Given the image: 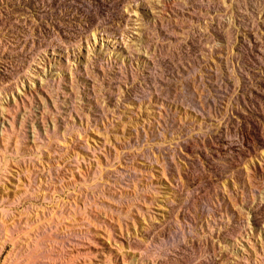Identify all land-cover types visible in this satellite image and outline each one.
Instances as JSON below:
<instances>
[{
  "label": "rangeland",
  "instance_id": "rangeland-1",
  "mask_svg": "<svg viewBox=\"0 0 264 264\" xmlns=\"http://www.w3.org/2000/svg\"><path fill=\"white\" fill-rule=\"evenodd\" d=\"M0 264H264V0H0Z\"/></svg>",
  "mask_w": 264,
  "mask_h": 264
}]
</instances>
